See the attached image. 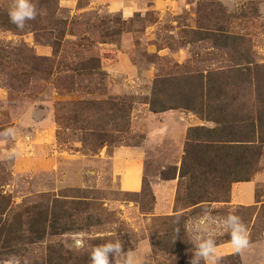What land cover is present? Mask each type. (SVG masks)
Here are the masks:
<instances>
[{
    "label": "rangeland",
    "instance_id": "rangeland-1",
    "mask_svg": "<svg viewBox=\"0 0 264 264\" xmlns=\"http://www.w3.org/2000/svg\"><path fill=\"white\" fill-rule=\"evenodd\" d=\"M34 2L40 14L19 30L8 17L14 0H0V131L16 129L14 139L0 140V205L2 218L22 229L0 244V264H90L92 247L109 239H120L136 264H190L194 221L205 208L216 221L235 210L249 232L246 249L223 254L230 236L215 226L218 264H264V146L250 179L256 175L254 204H230L232 183L227 201L193 206L188 179L179 177L186 134L214 124L189 109L155 113L149 104L153 91L172 104L198 74L244 59L262 77L264 0ZM225 35L241 40L224 47ZM255 98L243 101L257 107ZM140 148L142 188L124 192L123 155ZM166 180L174 193L159 189ZM31 220L46 227L30 243ZM63 225L68 230L52 233ZM179 229L189 246L177 254L153 244ZM76 236L85 248L74 247Z\"/></svg>",
    "mask_w": 264,
    "mask_h": 264
},
{
    "label": "trees",
    "instance_id": "trees-1",
    "mask_svg": "<svg viewBox=\"0 0 264 264\" xmlns=\"http://www.w3.org/2000/svg\"><path fill=\"white\" fill-rule=\"evenodd\" d=\"M221 37L225 41L222 46L229 48L241 40L229 35ZM216 41L218 39H214V42ZM244 60L246 64L242 66L207 75L198 74L196 82L179 87L172 104H167L165 99L157 97L154 91L149 101L152 112L185 108L214 124L213 127H189L186 134L179 177L188 179L185 191L193 206L201 202L227 201L230 185L250 181L251 175L257 171L256 166L264 146V75L260 77L256 71L253 73L255 66L250 67L251 61ZM97 68L99 66L91 67ZM254 75L257 76L255 81ZM158 82L160 83V80H157ZM253 94L257 96V107L243 101L251 99ZM174 178L175 172L169 179ZM4 210L0 205L1 246L11 241H7L8 236L13 235L12 240L17 238V232L22 237L21 224L17 227L15 222L3 219ZM35 222L26 221L30 243L43 237L45 232L46 220L38 222L42 223L41 229L36 225L37 221ZM34 226L40 233L36 237H33L36 232ZM63 230L68 228L63 225L52 233ZM179 232L180 229L170 231L166 237L158 238L155 243L153 241V244L167 254H177L182 250V246H189L179 240ZM230 258L233 256L220 260L229 261Z\"/></svg>",
    "mask_w": 264,
    "mask_h": 264
},
{
    "label": "clouds",
    "instance_id": "clouds-1",
    "mask_svg": "<svg viewBox=\"0 0 264 264\" xmlns=\"http://www.w3.org/2000/svg\"><path fill=\"white\" fill-rule=\"evenodd\" d=\"M38 12L34 0H14L8 10L11 24L17 29L23 30L26 22L35 20ZM16 137V129L9 127L0 131V140L7 141ZM14 151L5 153L6 158L12 159ZM219 224L230 236V244L237 251L246 249L249 244V232L241 218L230 211L221 221H216L212 211L208 208L202 210V214L194 221L192 244V257L190 264H218L217 239L215 226ZM74 247L79 250L86 247L82 236L73 238ZM90 264H136L132 252L122 250L120 239H109L106 242L92 247L89 254Z\"/></svg>",
    "mask_w": 264,
    "mask_h": 264
},
{
    "label": "crops",
    "instance_id": "crops-1",
    "mask_svg": "<svg viewBox=\"0 0 264 264\" xmlns=\"http://www.w3.org/2000/svg\"><path fill=\"white\" fill-rule=\"evenodd\" d=\"M4 94V93H3ZM2 97V90L0 89V98ZM182 131L179 136V140L183 141ZM150 140H146L145 143ZM175 141H177L175 139ZM123 159V164L127 168L126 172H120L119 178L121 176L120 189L124 192H138L142 188L143 176H144V166H145V153L140 148L139 150L125 151ZM117 165V161L115 166ZM123 174V175H122ZM256 175L250 181L236 182L231 186V202L230 204H242L251 205L255 202V188H256ZM174 180H166L161 183L159 187L160 190L166 189L167 192L174 193L175 186L173 187ZM159 185V183H158ZM156 185V188L157 186ZM223 254L234 251L235 249L231 246L230 242L223 244L221 246Z\"/></svg>",
    "mask_w": 264,
    "mask_h": 264
}]
</instances>
